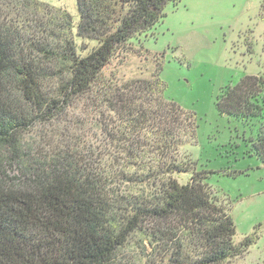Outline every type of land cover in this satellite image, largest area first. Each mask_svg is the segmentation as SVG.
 I'll use <instances>...</instances> for the list:
<instances>
[{
  "label": "trees",
  "instance_id": "1",
  "mask_svg": "<svg viewBox=\"0 0 264 264\" xmlns=\"http://www.w3.org/2000/svg\"><path fill=\"white\" fill-rule=\"evenodd\" d=\"M171 1L77 0L75 30L60 7L0 0V264H129L135 235L146 264H226L256 242L235 241L207 172L179 158L199 124L166 97L161 55L149 78L106 74ZM79 38L96 45L83 54ZM263 92L264 77L247 75L218 106L248 122L264 117ZM60 121L74 141L41 150L27 138ZM254 149L264 163V124Z\"/></svg>",
  "mask_w": 264,
  "mask_h": 264
},
{
  "label": "rangeland",
  "instance_id": "2",
  "mask_svg": "<svg viewBox=\"0 0 264 264\" xmlns=\"http://www.w3.org/2000/svg\"><path fill=\"white\" fill-rule=\"evenodd\" d=\"M41 1L68 11L76 30L77 0ZM77 42L81 50L88 48L83 54L96 45L81 38ZM130 44L136 53L113 60L106 74H115L122 81L149 78L156 65L154 57L161 55L166 97L195 113L199 124L196 142L182 146L179 158L207 172V183L234 218L237 243L257 234L245 254L226 264H264V163L254 149L264 117L247 122L226 115L218 106L228 86H235L247 75L264 77V0L171 1L164 16L134 36ZM62 123L72 128L61 121L55 129L36 124L27 138L37 136L36 145H41V150L50 149L58 139L74 141ZM89 148L86 144L84 149L87 152ZM138 240L135 235L122 249L124 262L146 264L149 260L150 250L140 248Z\"/></svg>",
  "mask_w": 264,
  "mask_h": 264
}]
</instances>
